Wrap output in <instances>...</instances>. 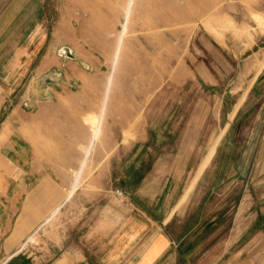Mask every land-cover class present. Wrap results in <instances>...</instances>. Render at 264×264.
<instances>
[{"label":"rangeland","instance_id":"1","mask_svg":"<svg viewBox=\"0 0 264 264\" xmlns=\"http://www.w3.org/2000/svg\"><path fill=\"white\" fill-rule=\"evenodd\" d=\"M122 2L18 0L16 6L9 2L10 18L35 17L34 25L40 23L39 32L50 43L48 64L64 72L57 97L24 110L23 148L33 150L27 157L34 166L46 165L59 184H70L67 196L73 193L79 205L66 220L61 208L17 249L25 243L38 245L50 226L61 232L66 227L73 238H80L82 221L91 219L97 207L102 213V208L105 212L121 202L131 206L132 198L141 203L135 190L160 157L176 166L177 198L188 195L174 209L193 210L196 197L212 202V207L224 206L219 204L224 200L223 185L216 192L210 189L209 168L250 77L242 64L252 54L241 52L253 34L264 31L253 20L259 1ZM6 18L1 16L0 23ZM233 22L245 28L238 30ZM211 41L220 47L213 54ZM64 46L72 56L62 53ZM231 53L240 55L233 59ZM36 61L31 60L33 67ZM5 125V130L17 134L16 122ZM222 129L209 162L198 170ZM2 130L0 124L1 147ZM155 180L150 179L151 189L165 185ZM178 220L174 215L165 225L171 248L164 257L176 264L208 263V252L175 250L184 224Z\"/></svg>","mask_w":264,"mask_h":264},{"label":"crops","instance_id":"2","mask_svg":"<svg viewBox=\"0 0 264 264\" xmlns=\"http://www.w3.org/2000/svg\"><path fill=\"white\" fill-rule=\"evenodd\" d=\"M258 1L253 20L264 27V0ZM9 2L15 5L18 0H0V22L1 16H7L0 23V124L5 133L0 146V264H176L164 257L171 248L165 225L174 215L184 222L177 252H208L206 264H264V31L253 34L241 52L252 54L242 64L250 77L209 168L210 189L216 192L223 185L224 200L219 204L224 206L212 207V202L196 197L193 210L174 209L188 195L177 198L176 166L160 157L135 190L141 203L132 198L131 206L121 202L105 212L102 208V213L97 207L91 219L82 221L80 238H73L66 227L61 232L50 226L38 245L25 243L17 249L44 221L61 213V208V218L66 220L79 205L73 193L67 196L70 184H59L46 165L34 166L27 157L33 150L23 148L24 110L37 109L57 97L64 72L48 64L50 43L39 32L40 23L34 25L35 17L28 21L10 18L13 5ZM233 25L238 30L245 28L244 24ZM218 45L211 41L212 54L219 51ZM238 55L231 53L230 57ZM32 59L37 60L35 67ZM53 69L60 74L52 73ZM45 75L50 76L48 81L43 80ZM14 122L17 134L3 127ZM224 129L211 141L208 158L198 170L209 162ZM151 178L165 185L151 189Z\"/></svg>","mask_w":264,"mask_h":264},{"label":"water","instance_id":"3","mask_svg":"<svg viewBox=\"0 0 264 264\" xmlns=\"http://www.w3.org/2000/svg\"><path fill=\"white\" fill-rule=\"evenodd\" d=\"M62 53L68 54L69 56H72V52H71V50H70V48L68 46L62 47ZM52 73H54V74L56 73L57 75H59L58 71L55 70V69L52 70ZM49 79H50V76L49 75H45L43 77V80L44 81H48Z\"/></svg>","mask_w":264,"mask_h":264},{"label":"bare ground","instance_id":"4","mask_svg":"<svg viewBox=\"0 0 264 264\" xmlns=\"http://www.w3.org/2000/svg\"><path fill=\"white\" fill-rule=\"evenodd\" d=\"M123 1H124V0H123ZM129 1H130V0H129ZM121 2H122V0H121ZM118 3H119V2H118ZM122 3H123V2H122ZM106 7H107V6H106ZM116 9H117V8H116ZM125 11H126V9H125ZM115 13H116V12H113V14H112L113 17H115ZM5 126H6V125H5ZM13 143H14V142H13ZM10 145H11V144H10ZM13 150H14V149H13ZM3 157H4V156H3ZM0 158H1V157H0ZM3 160H4V159H3ZM7 160H8V158H7ZM8 163H9V162H8ZM11 163H12V162H11ZM13 165H14V163H13ZM0 166H1V165H0ZM8 166H9V164H8ZM11 168H12V167H11Z\"/></svg>","mask_w":264,"mask_h":264}]
</instances>
